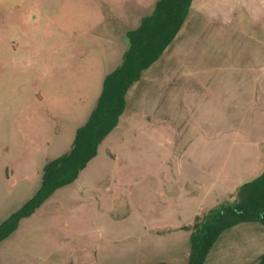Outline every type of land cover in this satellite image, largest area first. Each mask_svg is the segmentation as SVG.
I'll list each match as a JSON object with an SVG mask.
<instances>
[{
    "label": "rangeland",
    "instance_id": "374dc122",
    "mask_svg": "<svg viewBox=\"0 0 264 264\" xmlns=\"http://www.w3.org/2000/svg\"><path fill=\"white\" fill-rule=\"evenodd\" d=\"M157 1L0 0V223L71 148L122 61L127 32ZM190 15L183 36L209 31V48L232 62L261 59L264 0H194ZM162 66L143 72L135 101L158 94ZM141 108L125 111L78 181L0 243V264L187 263L196 218L237 198L225 199L219 185H186L176 166L192 158L175 143L173 118ZM262 254L264 226L255 223L225 231L206 264H256Z\"/></svg>",
    "mask_w": 264,
    "mask_h": 264
},
{
    "label": "crops",
    "instance_id": "0c3cea01",
    "mask_svg": "<svg viewBox=\"0 0 264 264\" xmlns=\"http://www.w3.org/2000/svg\"><path fill=\"white\" fill-rule=\"evenodd\" d=\"M190 16L157 61L166 73L159 78L158 94L142 93L135 101L133 92L141 86V78L127 93L125 111L143 104L141 112L147 115L173 118L175 143L179 151L192 158L186 166H176L181 180L186 185L199 184L202 189L205 184L219 185L217 190L227 193L225 199L231 201L243 185L264 173V50L257 62H232L223 51L209 48L213 38L209 31L183 36ZM211 28H216L215 24ZM219 37L227 40L230 34L221 32ZM172 53L173 64L167 62ZM255 223L264 226L243 222L230 229Z\"/></svg>",
    "mask_w": 264,
    "mask_h": 264
},
{
    "label": "trees",
    "instance_id": "16d2710c",
    "mask_svg": "<svg viewBox=\"0 0 264 264\" xmlns=\"http://www.w3.org/2000/svg\"><path fill=\"white\" fill-rule=\"evenodd\" d=\"M194 0H158L151 14L127 32L129 46L120 65L109 72L102 93L87 123L79 128L71 148L44 168L36 193L0 223V243L14 234L23 219L31 217L57 190L76 182L98 155L99 147L118 126L127 105V93L144 71L153 66L174 42L186 22ZM237 201L196 218L190 234L186 264H206L222 233L243 222L264 224V173L236 193ZM158 264H166L160 262ZM256 264H264V255Z\"/></svg>",
    "mask_w": 264,
    "mask_h": 264
}]
</instances>
